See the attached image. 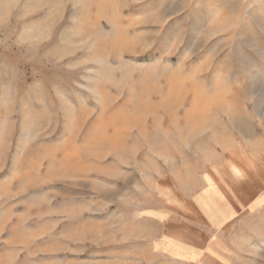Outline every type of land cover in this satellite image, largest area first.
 Instances as JSON below:
<instances>
[{"label":"rangeland","instance_id":"374dc122","mask_svg":"<svg viewBox=\"0 0 264 264\" xmlns=\"http://www.w3.org/2000/svg\"><path fill=\"white\" fill-rule=\"evenodd\" d=\"M260 172L264 0H0V264H264V201L199 260L146 239Z\"/></svg>","mask_w":264,"mask_h":264},{"label":"crops","instance_id":"0c3cea01","mask_svg":"<svg viewBox=\"0 0 264 264\" xmlns=\"http://www.w3.org/2000/svg\"><path fill=\"white\" fill-rule=\"evenodd\" d=\"M258 176L244 183L232 174L211 175L194 194L192 214H177L170 219V215L163 213L161 219L157 217L162 230L157 236L148 234L146 239L152 245L170 247L176 257L201 259L212 246L213 231L232 223L246 208L264 201V173Z\"/></svg>","mask_w":264,"mask_h":264}]
</instances>
